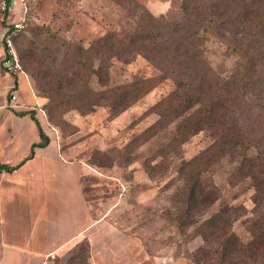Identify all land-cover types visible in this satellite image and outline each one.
Here are the masks:
<instances>
[{"label": "rangeland", "instance_id": "1", "mask_svg": "<svg viewBox=\"0 0 264 264\" xmlns=\"http://www.w3.org/2000/svg\"><path fill=\"white\" fill-rule=\"evenodd\" d=\"M134 1L156 18L164 16L168 21L181 19L182 0ZM1 3L2 0L0 73L26 75L30 95L42 99V106L47 100L36 90L34 76L21 65L20 54L25 61L24 52L27 50H33L36 57L44 62L43 69L55 71L57 78L61 75L62 80L71 84L75 91L83 90L84 86L95 91L114 88L135 79L158 75L153 65L141 55L131 54L125 58L126 62L107 58L99 63L91 52L88 58L81 59L86 63L85 72L78 77L71 73L77 68L78 49L89 50L108 32L120 31L133 24L127 12L111 0H22L4 11ZM17 24L22 27L15 28ZM7 39L16 55V65L5 62ZM204 52L218 74L224 75L231 69L233 59L219 42L209 39L204 44ZM98 67L105 69L100 78L96 75ZM174 88L171 79H164L112 119L106 106H99L84 116L69 111L62 118L75 127L73 134H69L71 128L66 127L63 133L47 123L55 132L51 136L54 144L63 145L65 150L78 144L76 151L69 153V161L83 160L93 169L87 168L80 188L78 177L81 167L65 165L62 162L64 156L51 158L45 166L46 174L50 175L44 184L32 185L31 199L26 194L14 197V200H9L6 195L0 196V209L4 212L2 219L6 221L1 226L8 227L5 232H17L23 244L27 241L30 246H40L51 237L64 236L73 229L100 220V224L112 226L114 232H101V241L93 246L84 237L76 247L69 245L63 249L51 264H93V259L94 264H193L192 253L202 240L196 235L194 226L179 228L177 225L183 188L179 167L182 161L192 159L211 143L209 133L200 131L178 143L174 123L156 127V132H153L156 134L146 135V142L133 143L135 136L158 121L152 107ZM2 90L7 111L36 112L42 109V106L28 105V96L21 103L12 88L3 87ZM75 134L71 139L70 136ZM232 168V164L222 160L209 172L220 190V198L205 217L222 205L243 206L244 215L233 222L231 229L246 241L248 234L243 222L252 216L253 188L249 180L231 186L228 175ZM3 180L2 187L18 186L14 178ZM81 189L85 199L84 213ZM33 209L34 215L28 216L26 212ZM54 224L63 227V231L56 230V227L48 228Z\"/></svg>", "mask_w": 264, "mask_h": 264}, {"label": "trees", "instance_id": "2", "mask_svg": "<svg viewBox=\"0 0 264 264\" xmlns=\"http://www.w3.org/2000/svg\"><path fill=\"white\" fill-rule=\"evenodd\" d=\"M111 1L127 12L133 24L108 32L89 50L78 49L77 68L71 73L78 77L85 72L81 59L91 52L99 63L107 58L126 62L131 54L141 55L158 75L114 88L95 91L84 86L75 91L61 75L57 78L55 71L43 69L44 62L27 50L25 61L20 54L21 65L34 76L36 90L47 100L42 106L47 123L62 132L71 128L69 134H73L75 127L62 118L67 112L84 116L106 106L112 119L156 84L171 79L174 90L152 107L158 121L135 136L133 143L146 142V135L156 134V127L174 123L178 143L200 131L209 133L211 143L179 167L183 188L177 225L194 226L202 240L192 253L193 264H264V0H182L178 21L156 18L134 0ZM209 39L222 44L233 59L224 75L207 61L204 44ZM98 68L100 78L105 69ZM20 115H29L34 122L39 142L31 145L28 157L16 166L0 164V174L18 169L33 157L35 148L49 143L34 111ZM222 160L233 165L228 175L231 186L249 180L253 188L252 216L243 222L246 241L231 229L244 215L243 206L222 205L205 217L220 198L210 173Z\"/></svg>", "mask_w": 264, "mask_h": 264}, {"label": "crops", "instance_id": "3", "mask_svg": "<svg viewBox=\"0 0 264 264\" xmlns=\"http://www.w3.org/2000/svg\"><path fill=\"white\" fill-rule=\"evenodd\" d=\"M12 88L19 96V101L25 100V96H28V105L42 106V99L30 95L29 79L23 73L17 74V76H10L0 73V164L14 167L22 160L28 157L31 145L39 142L38 132L34 122L30 119L29 115H20L25 111H10L4 108L3 90L2 88ZM19 101L17 103H19ZM14 106L16 103H12ZM17 107V106H16ZM14 107V108H16ZM33 111V110H32ZM35 112V111H34ZM35 117L38 120L43 133L48 137L49 143L43 148H35L34 155L31 159L27 160L22 166L14 170L11 173L3 172L0 174V196L6 195L10 200H14V197L26 194L29 199L33 190L32 185L44 184L50 174H46L45 166L49 163L51 158L65 157V165L74 167L80 166L81 172L78 177L81 188V178L87 174L88 169L92 170L91 166H88L83 160L77 162H70V154L76 151L78 144L70 146L68 150L62 149L63 145L54 144L53 137L55 132L52 131L47 124L46 117L41 108L35 112ZM78 134V133H77ZM76 136H70L74 139ZM56 137H54L55 139ZM56 145V147H55ZM3 178L16 179L17 187L13 188L2 187L4 182ZM19 184H23L20 186ZM41 188V187H40ZM45 189V188H44ZM42 190V189H40ZM45 194V193H44ZM46 196V195H45ZM81 198L83 203L84 213V197L81 189ZM32 211H27L28 216L34 215ZM32 212V213H31ZM4 212L0 209V226L6 222L2 219ZM36 216V213H35ZM8 226V223H6ZM48 228H55L56 230L63 231V227L60 225ZM8 228V227H7ZM6 227L1 226L0 229V264H51L53 258L59 255L63 249L69 245L76 247L77 243L82 241L84 237L88 238L93 246L94 243L101 241V232H114V228L110 225L100 224V220L90 224L83 225L81 228H76L71 233L60 237H51L50 241L40 243V246H30L27 241H19V233L14 231H8ZM47 229V228H46ZM65 230V229H64ZM114 234V233H113ZM115 234L113 235V237ZM53 239H59L54 240ZM19 242V243H18ZM39 249V250H32ZM94 264V259H93Z\"/></svg>", "mask_w": 264, "mask_h": 264}, {"label": "built area", "instance_id": "4", "mask_svg": "<svg viewBox=\"0 0 264 264\" xmlns=\"http://www.w3.org/2000/svg\"><path fill=\"white\" fill-rule=\"evenodd\" d=\"M21 1L22 0H2L1 9L3 11L11 9V7L15 6L18 2H21ZM21 27H22L21 24L15 25V28H21ZM6 42H7L8 49L6 50V60H5V62H7V63H13L14 62L15 65H16V55H15V53L13 51L11 42L8 39L6 40ZM12 99L14 100L15 96L12 97Z\"/></svg>", "mask_w": 264, "mask_h": 264}]
</instances>
